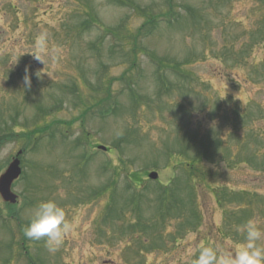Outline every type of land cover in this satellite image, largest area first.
Masks as SVG:
<instances>
[{"label":"rangeland","instance_id":"obj_1","mask_svg":"<svg viewBox=\"0 0 264 264\" xmlns=\"http://www.w3.org/2000/svg\"><path fill=\"white\" fill-rule=\"evenodd\" d=\"M162 59L190 60L187 80L159 75ZM18 151L0 264H149L159 249L194 264L203 237L235 251L238 226L264 227V0H0V174ZM176 151L203 157L204 184ZM49 199L74 226L55 254L23 234Z\"/></svg>","mask_w":264,"mask_h":264},{"label":"clouds","instance_id":"obj_2","mask_svg":"<svg viewBox=\"0 0 264 264\" xmlns=\"http://www.w3.org/2000/svg\"><path fill=\"white\" fill-rule=\"evenodd\" d=\"M47 40V33L41 32L36 39V47L41 51L45 50ZM34 58L43 62L38 55H34ZM56 58L53 51L52 59ZM42 74L43 72L37 77H41ZM23 84L25 87H31L27 69ZM73 227L66 218L64 208L54 199H49L38 202L33 216L23 229V234L32 241H44L47 251L55 254ZM237 230L243 235V240L236 246L235 251L225 253L211 243H201L194 264H264V227L252 218L238 226Z\"/></svg>","mask_w":264,"mask_h":264},{"label":"trees","instance_id":"obj_3","mask_svg":"<svg viewBox=\"0 0 264 264\" xmlns=\"http://www.w3.org/2000/svg\"><path fill=\"white\" fill-rule=\"evenodd\" d=\"M135 56L133 58V60H135ZM136 61V60H135ZM192 63L190 60L189 61H184L182 62L181 64L180 63H175V62H170L169 60H166V59H162V60H159L157 61V64H158V72H159V75L162 71H164L165 67H170V69L172 70L173 74H175L177 77H180V78H183L184 80H187L185 77L186 75L189 76V70H187L186 66L188 64ZM132 68H135V64L133 63L132 65ZM166 67V68H167ZM185 67V68H184ZM132 70V69H130ZM188 72H187V71ZM162 81L164 83V78L162 77ZM165 85V83H164ZM165 88H168V86H164ZM182 94H184L182 91H181ZM181 146V145H180ZM175 155H179L180 157V161L179 162H176L175 163V167H181L182 170L184 172L187 173V177H189V180H188V185L189 184V181H192V183L194 182H200L202 184L205 183L204 179H205V171H202V165L204 163H202V159L203 157L200 155V156H196V157H192L190 158L189 156H187L185 153H181L179 151H176L174 152ZM173 152H168L166 154V157L167 155L169 154H174ZM168 158V157H167ZM121 167L124 169V163L121 164ZM132 176H135L132 175ZM137 176V175H136ZM137 182H140L139 180V176H137ZM177 182H179V180H177ZM133 185L135 186V180L132 181ZM175 185V182L173 183V186ZM165 189H167V192L164 191L161 198H160V201H159V211L161 213L163 212H166V211H169V209L172 207V209H174L178 203V199H177V196H176V192L177 190L176 187H172L171 185L165 187ZM157 220V219H156ZM162 223V222H161Z\"/></svg>","mask_w":264,"mask_h":264},{"label":"water","instance_id":"obj_4","mask_svg":"<svg viewBox=\"0 0 264 264\" xmlns=\"http://www.w3.org/2000/svg\"><path fill=\"white\" fill-rule=\"evenodd\" d=\"M99 149L105 150L104 147H99ZM19 164L20 162L18 158H14L5 172L0 176V196L2 197L3 201L10 204H14L17 199V196L11 191V185L21 173ZM148 177L152 180H155L157 179V173L152 172L148 175Z\"/></svg>","mask_w":264,"mask_h":264},{"label":"flooded vegetation","instance_id":"obj_5","mask_svg":"<svg viewBox=\"0 0 264 264\" xmlns=\"http://www.w3.org/2000/svg\"><path fill=\"white\" fill-rule=\"evenodd\" d=\"M231 250L232 249H228L226 252H229ZM146 255L148 257L149 264L150 263L151 264H159V250L156 253H154V257H153L154 258V260H153L154 262L153 261H150L151 260L150 257L153 256L151 252L150 253H147ZM174 260H175V258H174ZM140 264H143V263H140ZM146 264H147V262H146ZM173 264H175L174 261H173Z\"/></svg>","mask_w":264,"mask_h":264}]
</instances>
